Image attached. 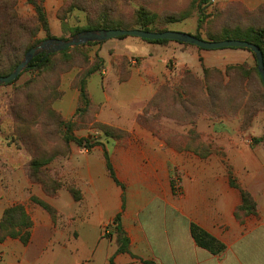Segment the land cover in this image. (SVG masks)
I'll list each match as a JSON object with an SVG mask.
<instances>
[{
  "label": "rangeland",
  "instance_id": "374dc122",
  "mask_svg": "<svg viewBox=\"0 0 264 264\" xmlns=\"http://www.w3.org/2000/svg\"><path fill=\"white\" fill-rule=\"evenodd\" d=\"M67 1L57 0L51 13L46 11L44 1L52 38L69 39L74 36L73 28L86 25L87 14L79 8L68 13L65 21L60 19ZM199 2L93 0V9L84 2L76 6L104 12L110 20L126 23L134 21L137 11L143 8L154 19V29L199 34L203 39L220 34L223 29L264 25V13L262 17L249 15L244 9L230 10L210 1L199 8ZM16 10L23 19L35 18L36 10L26 0H17ZM180 17H187L186 21L170 22L171 18ZM51 19L57 29L51 28ZM46 37L44 30L37 35L41 41ZM111 40L124 41L116 45L118 41ZM111 40L55 54L45 67L24 71L16 81L0 85V221L6 209L23 203L37 228H32L27 244L19 238L0 240V264H75L74 260L79 258L78 264H84L93 249L94 260L89 264H99L101 252L111 250L115 244L120 247L125 242L123 235L130 251V240L123 228V234L117 230L115 236L104 234L98 247L94 229L89 228L79 237L66 227L63 209L68 208V199L64 194L69 187L78 190V183L88 190L98 182V149L113 151L120 159H138L145 145L139 138H157L169 147H178L180 152L198 154L210 147L221 157L222 142L236 138L248 149L264 151V85L255 57L243 60L248 50L192 47L194 51L183 53V57L172 56L182 58L181 62L186 61L197 71L203 67L199 75L185 67L176 72L174 58L166 59L165 67V53L152 51L154 43L143 45L149 42L132 36ZM136 58L155 61L154 65H146L159 77L149 104L141 103L148 96L147 89L135 90L115 80V76L120 81L129 77L131 62L137 61ZM224 65V69L218 68ZM96 66L98 71L86 78L90 105L87 109L80 108L79 84ZM165 71H170V76ZM104 72L108 74V88L103 84ZM103 91L111 96L104 108L98 104L104 98ZM117 110L122 112L118 118ZM99 116L117 119L114 122L118 124L103 122ZM102 125L111 130L109 135ZM70 136L82 143H67L65 138ZM33 159L43 163L35 176L30 166ZM43 182L49 184L50 190L57 188L55 195L46 192ZM32 197L49 204L56 212L55 217ZM87 213L88 218L91 215L90 221L97 220L93 200L89 201ZM114 262V258L109 260V264Z\"/></svg>",
  "mask_w": 264,
  "mask_h": 264
},
{
  "label": "crops",
  "instance_id": "0c3cea01",
  "mask_svg": "<svg viewBox=\"0 0 264 264\" xmlns=\"http://www.w3.org/2000/svg\"><path fill=\"white\" fill-rule=\"evenodd\" d=\"M56 1L46 0V11L51 13ZM217 2L222 8L239 5L248 12H257L264 7V0ZM50 25L52 29H57L52 19ZM111 41H118L115 42L117 45L124 40ZM152 45L155 46L152 49L155 53H165V67L166 59L174 58L176 72L185 67L202 74L203 67L197 71L186 61L181 62L182 58L172 57L178 54L183 57V53L193 52L192 47L196 46L175 41ZM251 57L252 53L248 51L243 60ZM141 59L131 62L126 80L120 81L119 76H115V80L135 90L147 89L148 96L141 101L144 104L155 95L159 77L152 72L151 67L146 66L154 65L155 61ZM224 67L226 65L218 68ZM104 73L103 84L108 88V74ZM166 73L170 76V71ZM103 94L104 98L98 100V104L104 108L105 102L111 101V96L107 91H103ZM121 113L120 110L115 111L116 118ZM99 119L118 124L114 122L117 119H101V116ZM139 139H143L145 145L143 151L138 153V159H120L113 151L108 152L115 175L124 188L109 176L104 149H98V182L93 183L88 190L78 183L77 188L82 194L79 202L69 192L64 194L68 199V208L63 209V215L69 233H76L80 237L82 232L94 229L99 247L106 225L110 227L108 234L114 233L115 236L114 220L119 215L120 225L130 240V252L139 258L118 254L115 244L111 250L104 249L101 252L99 264H109L112 258L115 259L114 264H264V151L248 149L243 141L226 138L222 142L221 157L215 150L207 156H201L194 152L177 151L157 138ZM231 174L236 184L252 195L256 203L254 214L236 215L237 208L242 204V194L239 188L232 186ZM92 200L98 218L90 221L87 207ZM31 219L34 223L32 216ZM192 224L219 240L225 250L220 254H212L198 246L191 234ZM33 229L37 228L33 226ZM52 231L57 233L55 229ZM94 253L95 249L84 264L94 260ZM79 260L81 258L74 260L75 264Z\"/></svg>",
  "mask_w": 264,
  "mask_h": 264
},
{
  "label": "trees",
  "instance_id": "16d2710c",
  "mask_svg": "<svg viewBox=\"0 0 264 264\" xmlns=\"http://www.w3.org/2000/svg\"><path fill=\"white\" fill-rule=\"evenodd\" d=\"M29 4H32L35 8V18L32 20L23 19L16 10L17 0H0V76L9 75L20 63L22 57L26 54L28 50L32 47L36 46V44L40 43V39L37 38V35L40 31L44 30L47 34L46 39L52 38L50 36V27L49 21L47 18V14L44 8L45 0H26ZM210 0H200L199 8L202 5H206ZM78 2H84L86 5H90V8L93 9L92 3L93 0H68L64 9L61 10L60 19L62 21L66 20V16L68 13L73 11L75 8H79L87 14V22L83 27L73 28L72 35H75L79 32L85 30H99V29H143L149 31L163 32L166 30H157L154 29V19L151 14L147 12L145 9L140 8L136 13V18L132 22H123L121 20H110L109 16L101 12L98 13V10L95 12L93 10H89L85 8L77 7ZM231 10L232 8L238 7L244 9L239 5H230L228 6ZM244 11L249 15L258 14L259 16L264 13V7L258 10L257 12H248L246 9ZM100 12V11H99ZM185 18H171L170 22H180L185 20ZM255 18V16H254ZM196 37L202 38L199 34H195ZM127 36L119 37L118 39L124 38ZM203 39V38H202ZM226 39H239L251 42L257 45L263 54L264 59V25H251L247 27H235L233 29H223L220 34L208 36L206 40L211 41H220ZM149 43L154 44H166L170 42L169 40H144ZM179 43V42H178ZM100 44V43H88L87 45ZM183 44V43H180ZM188 45V44H183ZM86 46V45H85ZM82 47V46H81ZM79 48V47H76ZM73 48V49H76ZM72 49V48H70ZM69 50V49H68ZM68 50L63 52H58L61 54H65ZM249 51V50H248ZM251 52V51H249ZM50 54L46 56L45 54H40L36 56L29 64L28 68L25 71L41 69L45 67L50 58L55 54ZM252 53V52H251ZM254 56V54L252 53ZM255 57V56H254ZM257 63V62H256ZM98 66L91 68L85 78H83L79 84V104L80 108L84 107L87 109L90 105V99L87 92V83L86 78L98 71ZM258 70V69H257ZM190 77H194L191 72H187ZM263 83V82H262ZM10 84V83H9ZM155 96V95H154ZM153 96V97H154ZM152 97V98H153ZM152 100V99H151ZM150 100V101H151ZM148 102V104L150 103ZM102 130L107 134L110 133L108 126L102 125ZM109 135V134H107ZM67 143L74 141L76 143H82L81 140L75 138L74 136H70L65 138ZM99 144V142L97 143ZM178 151H181L178 147L171 146ZM208 148V149H207ZM205 152L198 153L201 156H207L213 152L210 147H207ZM182 149V148H181ZM184 149H187L185 147ZM196 151V150H192ZM197 153V152H195ZM104 158L106 162V168L108 170L109 176L116 182L117 185L124 188V185L118 181L113 167L111 165L110 157L106 149H104ZM43 163L39 160L33 159L30 163V166L34 172V176L40 170V167ZM231 184L232 186L239 188L242 194V204L237 208L236 215H248L254 214L256 212V203L252 197V195L241 189L235 182L231 174ZM43 188L46 192L55 195L57 188L53 187V190H50L49 184L47 182L42 183ZM70 194L74 198L75 201L79 202L82 200V194L79 190L74 187L68 188ZM32 200L39 205H41L44 209H46L49 213L55 217V210L47 203L42 200L32 197ZM120 216L117 215L114 223L116 224L115 230H117L120 234H123L122 227L120 225ZM33 228V221L29 216L25 206L23 203H18L8 209H6L3 213V216L0 221V240L5 239L6 237L11 238H19L23 244H27L31 238V231ZM191 234L195 242L198 246L210 251L212 254H220L225 250L224 244H222L219 240L208 234L206 231L201 229L199 226L192 224L191 225ZM124 243L118 247L117 253H128L131 254L127 247V238L123 235ZM133 258L139 259L137 256L131 254Z\"/></svg>",
  "mask_w": 264,
  "mask_h": 264
},
{
  "label": "water",
  "instance_id": "95a60500",
  "mask_svg": "<svg viewBox=\"0 0 264 264\" xmlns=\"http://www.w3.org/2000/svg\"><path fill=\"white\" fill-rule=\"evenodd\" d=\"M122 36L137 37L142 40H169L183 44L193 45L200 49L213 50L222 48H243L251 51L257 62V69L264 85V59L261 49L248 41L239 39H226L220 41H211L198 38L183 32L175 31H149L143 29H99V30H85L79 32L69 39L49 38L42 40L39 44L32 47L26 52L23 59L17 67L7 76H0V85H5L16 81L24 72L30 62L38 55L45 54L46 56L58 52L66 51L70 48L79 47L88 43H102L111 39Z\"/></svg>",
  "mask_w": 264,
  "mask_h": 264
},
{
  "label": "built area",
  "instance_id": "2783aa9c",
  "mask_svg": "<svg viewBox=\"0 0 264 264\" xmlns=\"http://www.w3.org/2000/svg\"><path fill=\"white\" fill-rule=\"evenodd\" d=\"M210 2H211V4H214V3L217 2V0H210ZM109 229H110L109 225H106V226L104 227V233H105V234H108V233L110 232Z\"/></svg>",
  "mask_w": 264,
  "mask_h": 264
}]
</instances>
